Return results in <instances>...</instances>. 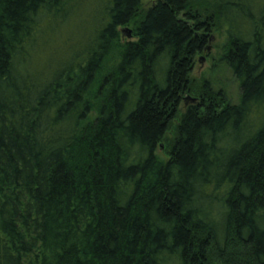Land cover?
I'll use <instances>...</instances> for the list:
<instances>
[{"label": "trees", "instance_id": "obj_1", "mask_svg": "<svg viewBox=\"0 0 264 264\" xmlns=\"http://www.w3.org/2000/svg\"><path fill=\"white\" fill-rule=\"evenodd\" d=\"M85 1L0 0V264H264V0Z\"/></svg>", "mask_w": 264, "mask_h": 264}, {"label": "rangeland", "instance_id": "obj_2", "mask_svg": "<svg viewBox=\"0 0 264 264\" xmlns=\"http://www.w3.org/2000/svg\"><path fill=\"white\" fill-rule=\"evenodd\" d=\"M86 1L79 6L77 12H75L76 9H73V15L75 17L72 20L73 24L69 28L70 34L66 31L56 33L55 38H53L51 42L53 48H50V50H52V52H61V50L71 42V39H69L71 36H73L74 39L73 48L75 46L79 47L85 41L84 31L86 28L87 30H90L89 27L93 26L95 21L92 17L94 9L97 11L100 9L101 6L99 2L101 3L102 0H88V3H86ZM154 1L155 0H142V3L144 7H148ZM212 37L213 38L209 43L211 46L210 50H205L196 57L194 68L192 70V77L197 84L201 85L203 82H208V85L212 86L214 89L224 90L232 102H237L241 93L239 83L231 68L224 61L220 60L228 39L226 27L221 23V28L214 30ZM123 39L127 40L132 38L127 37V33H124ZM70 49L71 51L73 50L72 48ZM70 49L68 50L65 48L64 52L69 53ZM202 57H205V59L202 60ZM184 109L185 105L183 104L180 106V110ZM157 152L163 158H167V154L162 147L158 148Z\"/></svg>", "mask_w": 264, "mask_h": 264}, {"label": "water", "instance_id": "obj_3", "mask_svg": "<svg viewBox=\"0 0 264 264\" xmlns=\"http://www.w3.org/2000/svg\"><path fill=\"white\" fill-rule=\"evenodd\" d=\"M209 50H210V47H209ZM201 59H202V60H204V59H205V57H202ZM193 100H194V99H193Z\"/></svg>", "mask_w": 264, "mask_h": 264}]
</instances>
